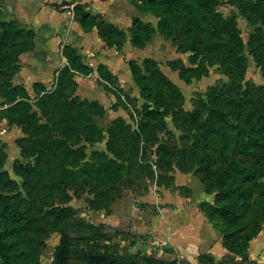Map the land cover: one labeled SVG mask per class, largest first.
<instances>
[{
	"label": "rangeland",
	"instance_id": "1",
	"mask_svg": "<svg viewBox=\"0 0 264 264\" xmlns=\"http://www.w3.org/2000/svg\"><path fill=\"white\" fill-rule=\"evenodd\" d=\"M215 9L229 21L218 26L224 36V40L218 42L223 52L219 57L210 51L211 43L215 42L207 41L188 49L180 35L173 41L158 33L153 34L145 46L137 48L130 44L131 51L126 50L128 57H137L145 73L150 75L158 104L166 112L163 120L151 121L148 133L139 132L141 114L148 103L140 97L127 65L126 70L120 68V79L101 77L97 67L89 74L71 69L73 84L67 85L66 90L69 87L73 90L71 96L77 102L89 103L47 112L41 121L52 125L48 135L40 137L31 128H22L13 121L2 119L5 122L0 128V150L6 156L0 159V170L11 185L0 181V189L10 195V202L19 198L23 204L33 201L30 212L39 216L44 228L40 233L43 238L40 264H51L52 252L58 242L59 234L50 229L46 212L57 204L72 206L76 217L138 234L134 246L128 245L132 238L114 237L111 241L131 252L160 256L173 248L188 260V255L196 253L182 242L189 227L201 234L204 243L219 242L223 246L220 231L207 221L201 209L212 202L214 195V192L206 191V184L216 182L221 176L213 169L219 164L207 161L209 146L204 137L207 108L209 96L215 94L227 111L241 116L257 112L264 117V0H217ZM183 23L180 21L177 28ZM146 58L154 61L142 62ZM63 64L68 65L61 56L60 65ZM25 69L26 65L19 62L17 71ZM33 71L38 72L35 67ZM58 73L51 77L49 90L56 87ZM160 75L178 90L177 97L171 96L169 90L174 89L167 86ZM28 93L36 109L32 86ZM5 107L0 104V110ZM115 120H122L125 128L114 125ZM68 122H73L77 128L75 134L67 138L64 132ZM89 122L102 130L101 140L91 138ZM48 137L63 141L65 144L61 145L65 149L68 146L78 151L71 154L68 150H53L45 144L46 154L42 153L37 159L42 173L41 187L31 192L35 179L19 170L18 165L35 163L31 153L38 148L39 140ZM18 138L25 140L16 142ZM245 138L230 154V160L259 163V157L264 158V147L251 145ZM22 148L27 156L21 155ZM95 151L104 152L118 162H126L127 170L115 176L107 186L97 183L88 187L80 184L78 177L74 180L66 178L59 184L60 177L53 162L74 168L77 164L93 162ZM228 165L229 161L222 164L225 170ZM108 167L109 164H105V168ZM261 192L255 196H261ZM107 199H113L111 205L99 208ZM255 219H258V212L253 210L237 226V233L248 231ZM261 226L263 230L264 222ZM225 250L229 260L240 259L239 252ZM257 257L264 264V248Z\"/></svg>",
	"mask_w": 264,
	"mask_h": 264
},
{
	"label": "trees",
	"instance_id": "2",
	"mask_svg": "<svg viewBox=\"0 0 264 264\" xmlns=\"http://www.w3.org/2000/svg\"><path fill=\"white\" fill-rule=\"evenodd\" d=\"M67 1L60 3L59 8ZM131 2L138 10L150 12L157 19L154 27L149 22L133 17L129 34L134 47L145 46L150 37L157 32L165 39L173 41H176L180 35L188 49H193L207 41L215 42L211 43L210 51L217 57L223 53L218 47V42L224 40V36L218 26L229 21L216 11L217 0H131ZM73 15L84 31H90L95 26L106 46L121 48L125 38L122 29L98 19L87 12L80 3L74 6ZM180 21L184 23L178 29ZM34 38V30L20 27L17 19L3 20L0 12V99L3 100L0 104L6 105L0 110V120L13 121L22 128H31L42 137L52 131L49 122L41 121V117L47 116V112L89 103L77 102L71 96L73 90L70 87L73 84V77L70 70L89 74L93 68L84 63L81 55L71 46L64 45L62 56L68 65H63L59 70L56 87L53 90H45L40 82L32 84L36 96L34 102L36 110L30 101L28 90L12 82V77L18 68L19 56L33 48ZM153 61L150 58L142 60V62ZM126 63L131 79L139 89L140 97L148 103L141 114L142 124L139 125V132L145 134L151 129V121L163 120L166 112L158 104L150 75L145 73L138 60L130 58ZM104 68L106 69L102 64L97 66L96 70L101 77L116 79ZM160 77L167 86L174 89L169 90L171 96L177 97L178 90H175L162 75ZM67 85L70 86L68 90H66ZM223 105V101L215 94L209 96L207 128L204 130V137L209 146L207 161L212 160L219 164L213 169L220 172L221 176L216 182L206 184V191L214 192V195L212 202L205 207L201 206V209L206 219L220 231L223 246L228 251L239 252L240 259L229 260L227 254L218 259L212 253L204 252L197 255L195 262H191L173 248L165 250L160 256L140 251L131 252L128 248L121 247L118 242L111 241L114 237H119L121 240L132 238L128 240V245L134 246L138 234L76 217L72 206L57 204L50 206L46 211L50 218L48 221L50 229L59 234L58 242L52 252L51 264H258L256 260L249 259L247 250L251 240L262 230L261 225L264 222V158L259 157V163L245 164L231 161L230 154L239 147L240 140L245 137L251 145L264 147V117L257 112H248L241 116L225 110ZM81 106H78V109H81ZM114 125L125 128L122 120H115ZM65 126L64 135L67 138L75 134L77 127L73 122H68ZM88 128L93 140L102 139L103 133L100 128L92 124ZM22 140L25 139L18 138L16 142ZM61 143L64 142L51 137L39 140L38 148L31 153L36 162L18 165L19 170L29 173L35 179V183L30 187L31 192L41 187L42 173L39 172L37 159L45 153V144L51 146L53 150L60 149L64 152L68 150L71 154L78 151L68 146L65 149ZM22 153L28 155L23 148L21 155ZM92 155L93 162L77 164L74 168L53 162V168L60 177L59 184H63L66 178L74 180L78 177L79 183L88 187H93L97 183L102 186L109 185L115 176L122 174L128 168L126 162L110 159L104 152L95 151ZM5 156L0 150V159H5ZM226 161H229L227 170L222 166ZM105 164H109L110 167L106 169ZM0 177V181L2 183L4 181L3 184L11 185L10 180L4 177V172L1 170ZM211 177L214 175L212 174ZM258 192H261V196L256 197L255 194ZM106 201L105 205L99 208H108L113 199ZM99 203L102 202L99 200ZM32 205L33 201H26L23 204L20 198L10 202V195L0 189V264H40V247L43 244L40 233L44 228L39 216L31 214ZM253 210L258 212V219H255L248 231L238 234L237 226ZM45 231L47 232L46 229Z\"/></svg>",
	"mask_w": 264,
	"mask_h": 264
},
{
	"label": "crops",
	"instance_id": "3",
	"mask_svg": "<svg viewBox=\"0 0 264 264\" xmlns=\"http://www.w3.org/2000/svg\"><path fill=\"white\" fill-rule=\"evenodd\" d=\"M64 1L66 0H0L3 20L17 19L20 27L35 31L33 48L19 56V62L24 63L26 69L15 72L12 77L14 84L30 90L34 82H40L45 90H49L51 77L64 65H60L64 45L71 46L79 53L83 62L91 66L93 71L102 64L116 79H120V68L126 70L125 62L130 59L125 52L131 51L129 28L133 17L156 26L157 19L150 12L138 10L131 0H82L80 4L87 12L125 32L121 48L116 49L106 46L95 26L90 31H84L73 13L61 10L59 4ZM94 63L96 66L93 67ZM34 67L38 72L33 71ZM3 122L5 120H0V128ZM188 229L182 242L196 250L194 255H188L189 261L195 262L197 255L204 252H210L218 259L225 255L226 250L219 242L204 243L199 232L191 227ZM263 233L264 229L251 240L247 250L249 259L256 260L258 264L261 262L257 254L264 248Z\"/></svg>",
	"mask_w": 264,
	"mask_h": 264
},
{
	"label": "built area",
	"instance_id": "4",
	"mask_svg": "<svg viewBox=\"0 0 264 264\" xmlns=\"http://www.w3.org/2000/svg\"><path fill=\"white\" fill-rule=\"evenodd\" d=\"M82 0H68L66 3L62 4L60 6V9L61 10H65V11H68V12H71L73 13V8L76 4H79L81 3Z\"/></svg>",
	"mask_w": 264,
	"mask_h": 264
}]
</instances>
